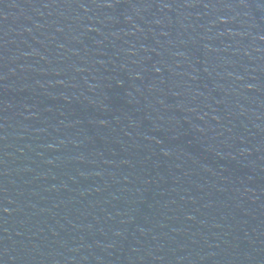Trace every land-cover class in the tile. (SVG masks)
Instances as JSON below:
<instances>
[{"label":"water","instance_id":"obj_1","mask_svg":"<svg viewBox=\"0 0 264 264\" xmlns=\"http://www.w3.org/2000/svg\"><path fill=\"white\" fill-rule=\"evenodd\" d=\"M0 264H264V0H0Z\"/></svg>","mask_w":264,"mask_h":264}]
</instances>
